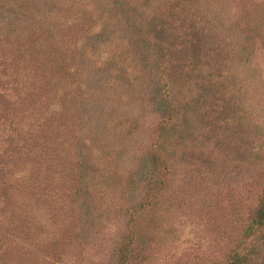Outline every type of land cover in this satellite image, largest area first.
Here are the masks:
<instances>
[{
	"label": "rangeland",
	"instance_id": "374dc122",
	"mask_svg": "<svg viewBox=\"0 0 264 264\" xmlns=\"http://www.w3.org/2000/svg\"><path fill=\"white\" fill-rule=\"evenodd\" d=\"M263 198L264 0H0V264H264Z\"/></svg>",
	"mask_w": 264,
	"mask_h": 264
},
{
	"label": "trees",
	"instance_id": "16d2710c",
	"mask_svg": "<svg viewBox=\"0 0 264 264\" xmlns=\"http://www.w3.org/2000/svg\"><path fill=\"white\" fill-rule=\"evenodd\" d=\"M166 3V2H165ZM230 22L231 19H230ZM229 21L228 22H221L219 25L223 26V25H231ZM194 25V24H192ZM192 31H193V35L197 36L198 38H200L201 40H209V37L212 35L211 30H204V28L201 26H192ZM195 32H199V35L194 34ZM207 32V33H204ZM195 40V39H194ZM166 65H168V63H166ZM168 118H170V116H168ZM164 172H166L165 169H163ZM130 219H133L132 215L130 216ZM135 219V218H134ZM133 219V222H135L136 220ZM252 228H248V233L247 236L252 235V232L257 231V230H262L264 229V198L261 199L259 201V203L256 205L255 209H254V216H253V220H252V224H251ZM229 264H241V256L240 255H234L233 260L229 263Z\"/></svg>",
	"mask_w": 264,
	"mask_h": 264
}]
</instances>
